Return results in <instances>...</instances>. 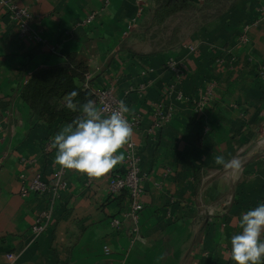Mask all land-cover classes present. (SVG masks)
<instances>
[{"label": "crops", "instance_id": "obj_1", "mask_svg": "<svg viewBox=\"0 0 264 264\" xmlns=\"http://www.w3.org/2000/svg\"><path fill=\"white\" fill-rule=\"evenodd\" d=\"M11 1L29 10L46 44L18 40L17 24L0 9V264L8 255L13 264H234L223 253L240 231L238 218L264 203V0H222L208 11L214 18L187 25L188 34L166 48L133 33L136 0ZM152 10L147 0L144 19ZM69 55L86 62L93 94L112 88L139 118L130 142L147 180L136 237L128 220L110 226L128 200L108 194V174L88 181L63 170L58 200L20 195L19 174L50 181L60 169L56 150L43 147L66 125L31 116L20 90L32 73L62 66ZM169 59L183 67L182 98H167L173 117L152 130L154 107L172 82ZM210 84L212 97L198 109ZM215 156L239 157L242 173L226 174ZM111 172L122 173L123 162ZM48 211L47 230L34 238V220Z\"/></svg>", "mask_w": 264, "mask_h": 264}, {"label": "clouds", "instance_id": "obj_2", "mask_svg": "<svg viewBox=\"0 0 264 264\" xmlns=\"http://www.w3.org/2000/svg\"><path fill=\"white\" fill-rule=\"evenodd\" d=\"M77 96L72 91L63 98V106L80 115L50 138V148L56 150L53 163L62 170L101 179L124 162V151L131 147V109L123 100L110 111L98 107L93 100L78 104ZM214 162L233 177L243 171L239 157L226 161L223 156H215ZM237 226L240 231L231 237L230 251L223 255L234 264H264V203L246 211L238 218Z\"/></svg>", "mask_w": 264, "mask_h": 264}, {"label": "built area", "instance_id": "obj_3", "mask_svg": "<svg viewBox=\"0 0 264 264\" xmlns=\"http://www.w3.org/2000/svg\"><path fill=\"white\" fill-rule=\"evenodd\" d=\"M147 0H136V10L137 18L139 19L146 8ZM1 11L8 16V18L18 26L17 38L20 41H30L37 45H45L46 42L42 38V32L40 30H35L31 27V15L29 10L25 7H20L11 0H0ZM259 19L264 21V6L258 9ZM93 16L87 18L85 23H90ZM138 21V20H137ZM183 49H187L190 52L194 51L193 46H182ZM55 47H50L51 52H55ZM165 68L170 72L172 76V82L166 88L164 97L160 103L156 104L154 107V118L152 121V130H159L164 125H166L173 117V108L167 103V98L175 95L177 100H181L182 96L180 93L176 92V87L182 81L184 72L183 67L180 62L169 59L165 63ZM264 79V74H261ZM88 75L85 76V81L88 82ZM87 87L86 84H83ZM142 91L143 87H139ZM214 91V84L208 85L205 89L203 95L200 97L199 101L196 103V107L200 109L203 107L212 97ZM96 104L98 107L105 110H112L118 105L119 99L112 88L107 87L103 90L97 91L95 94ZM128 119L133 127L137 128L139 125L138 116L129 115ZM131 143V142H130ZM51 141H47L44 144L43 152L46 153L50 151ZM125 160L123 162V172L108 174L107 181V192L111 197L125 193L128 200V206L125 211H123L119 218L113 219L110 222L112 228H117L122 220H128L131 224L130 234L132 237H136L138 234V219L139 213L142 210V193H143V183L147 180L146 176L141 172L140 169V157L137 153L135 145L131 143V147L124 151ZM31 163V162H29ZM63 170L59 169L53 173L50 181H45L42 179L40 174H34L32 177L28 178L24 173L19 174L18 179L20 182V195L22 197H27L31 194L38 196H45L49 200L56 201L60 198V194L66 188V182L63 180ZM92 178L88 177V181ZM51 219V212H43L37 216L34 223L31 226V235L35 238L40 234L44 233ZM104 253L108 254V249L104 248ZM7 264L14 263V255L6 256Z\"/></svg>", "mask_w": 264, "mask_h": 264}, {"label": "trees", "instance_id": "obj_4", "mask_svg": "<svg viewBox=\"0 0 264 264\" xmlns=\"http://www.w3.org/2000/svg\"><path fill=\"white\" fill-rule=\"evenodd\" d=\"M151 1L153 2L151 15L147 19H144L145 15L140 17L136 23V31L134 30L133 33L141 30V35H145L150 29L162 26L169 19L177 16H187V25H204L214 18L208 11L218 7L222 0H205L201 6L197 5L195 0ZM179 30L180 27L174 31V41L168 43V46L178 44L177 33ZM87 73L86 62L78 59L75 55H69L62 66L32 73L20 90V100L28 107L31 116L42 123H71L80 115V112H72L63 106L65 95L76 91L78 96L75 101L78 104H83L87 100L96 102L90 84L85 81ZM83 84H86L87 87H84ZM121 194L127 198L125 193Z\"/></svg>", "mask_w": 264, "mask_h": 264}, {"label": "rangeland", "instance_id": "obj_5", "mask_svg": "<svg viewBox=\"0 0 264 264\" xmlns=\"http://www.w3.org/2000/svg\"><path fill=\"white\" fill-rule=\"evenodd\" d=\"M188 19L187 16H177V17H173L171 19H169L165 24H163L162 26L159 27H154L152 29L149 30V32L147 31V33L145 34L146 37H144L143 40H149L150 42H154V43H158V46L160 47L161 45L166 48V47H170L168 46V43L173 42V35H174V31L181 27L184 28L185 31L181 32L179 30V32L177 33V38L182 39V37H184L185 35L188 34L187 30H186V26Z\"/></svg>", "mask_w": 264, "mask_h": 264}]
</instances>
